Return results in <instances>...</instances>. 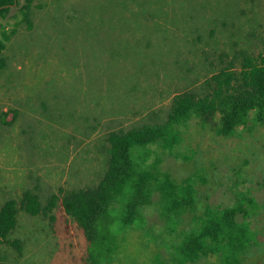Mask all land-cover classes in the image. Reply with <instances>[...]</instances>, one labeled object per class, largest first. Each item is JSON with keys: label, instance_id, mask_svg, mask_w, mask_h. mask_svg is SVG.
<instances>
[{"label": "rangeland", "instance_id": "374dc122", "mask_svg": "<svg viewBox=\"0 0 264 264\" xmlns=\"http://www.w3.org/2000/svg\"><path fill=\"white\" fill-rule=\"evenodd\" d=\"M32 29L14 6L0 20L15 29L0 58V205L96 187L106 170L108 135L165 120L171 99L200 91L239 51L264 55V0H36ZM172 153L155 148L161 172L193 176L196 205L169 235L157 196L141 226L119 237L111 264L169 259L168 246L204 208L232 205L239 193L264 204V126L218 137L191 120ZM59 189L63 194H59ZM53 218V220H51ZM1 264H93L73 220L57 206L46 216L18 213ZM257 244L243 264H264V214L252 217ZM17 246H16V245ZM209 256L196 264H219Z\"/></svg>", "mask_w": 264, "mask_h": 264}, {"label": "trees", "instance_id": "16d2710c", "mask_svg": "<svg viewBox=\"0 0 264 264\" xmlns=\"http://www.w3.org/2000/svg\"><path fill=\"white\" fill-rule=\"evenodd\" d=\"M35 1L0 0V20L16 6L22 23L31 30L32 11L40 8ZM15 34V29L1 33L0 54ZM5 66L0 58V70ZM0 118L3 125L11 126L17 111H5ZM193 119L204 128L209 126L218 137H236L243 130L264 126V55L237 52L203 82L200 91L175 94L164 121L111 132L106 170L96 187L65 194L59 189L62 198L54 194L45 206L30 191L23 192L19 201L11 199L0 205V264L1 247L9 243L19 211L46 216L58 206L84 237L93 264H111L119 237L141 226V210L151 205L155 196L161 204V217L166 220L164 227L169 235L176 234L183 215L195 209L194 177L174 182L159 171L162 159L154 151L172 153L182 141V129ZM259 212L264 214V204L243 193L230 206L207 205L200 221L168 246L169 259L157 254L152 264H196L209 256H219V264H243V255L257 244L251 225L252 217Z\"/></svg>", "mask_w": 264, "mask_h": 264}]
</instances>
